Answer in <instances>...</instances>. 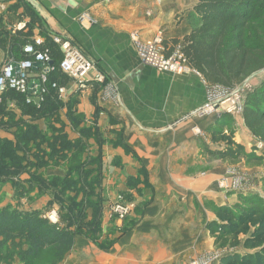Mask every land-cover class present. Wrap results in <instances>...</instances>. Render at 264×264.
Listing matches in <instances>:
<instances>
[{"label": "crops", "instance_id": "0c3cea01", "mask_svg": "<svg viewBox=\"0 0 264 264\" xmlns=\"http://www.w3.org/2000/svg\"><path fill=\"white\" fill-rule=\"evenodd\" d=\"M194 5L195 0H0V66L13 59L12 38L67 36L94 58L101 72L110 74L122 97L117 103L110 97L92 96L88 88L99 85L93 82V71L84 91L58 68L53 71L59 80L63 77L57 84L65 93L57 97L62 105L52 124L56 128L66 124L63 131L71 139L79 136V127L108 137L101 143L109 168L108 196L114 201L122 192L134 206L125 234L108 252L78 239L74 243L78 255L71 257L70 251L62 264H194L213 250L209 225L219 222L215 210L238 201L237 195L226 196L215 183L228 161L214 156L223 145L212 132L227 131L220 125L225 116L190 115L204 98L203 76L189 69L180 76L152 77L148 68H153L141 64L130 39L135 30L142 41L159 31L163 41L182 40L191 29ZM82 12L96 20L93 37L77 21ZM22 24L24 28L19 27ZM18 54L22 56L21 51ZM39 71L31 68L28 77H38ZM70 101L71 115L67 114ZM6 104L16 108L14 101ZM69 116L81 120L74 128L77 132L68 129ZM3 136L10 137L0 128ZM234 140L246 142L238 134ZM88 142L97 152L98 143ZM112 159L122 163L123 172L112 165ZM221 257L207 264H218Z\"/></svg>", "mask_w": 264, "mask_h": 264}, {"label": "trees", "instance_id": "16d2710c", "mask_svg": "<svg viewBox=\"0 0 264 264\" xmlns=\"http://www.w3.org/2000/svg\"><path fill=\"white\" fill-rule=\"evenodd\" d=\"M192 15L194 20L191 29L182 40L163 41L166 56L170 55L179 44L180 52L189 69L201 74L208 84L229 88L241 84L247 77L264 69V0H195ZM22 36L24 37V34ZM43 39L50 51L52 69L47 74V83L40 95L41 101L39 105H35L29 101L30 95L27 92L4 91L0 95V128L12 122L14 125L19 119L11 120L13 113L9 111L6 104V101H13L6 97L7 94L15 93L12 97L16 98L14 102L20 107L22 114H28L29 119L32 118L30 115L33 116L36 113L50 117L47 121L50 124L49 137L53 136L61 140L66 133L62 127L56 128L52 124L57 121L56 113L53 112L58 113L62 104L55 90L51 88V83L54 82L51 75L56 68L59 69L62 53L59 46L52 41L51 36L47 35ZM28 41L31 40L22 39L21 35L11 39L12 60L22 61L31 58L30 55L23 53V46ZM20 51L22 56L18 54ZM26 75L30 79L28 73ZM72 106L73 102L67 103L69 115L73 113ZM224 116L227 124L231 117ZM3 117L10 124H7ZM21 117L22 120H19L16 125L19 127L13 126V138L0 137V178L8 175L17 176L20 168L27 167V164H23V160L27 158V154L24 153L29 152L32 144L35 143L33 139L36 136H45L46 130L43 132L35 121L26 122L27 118ZM69 117L72 127L78 128L77 118ZM242 120L251 135L264 143V80L245 95ZM22 121L26 122L23 128ZM11 128L12 126H9L6 130ZM79 128V132L92 133L90 128ZM75 140L70 139L68 143L66 138L65 141L72 146L81 139L75 138ZM80 142L84 143L83 140ZM252 149L253 151L248 152L243 145L234 144L223 151L214 153V156L230 163H236L243 158L248 164L264 166V150L259 151L255 146ZM55 150L59 153L63 151L62 147ZM59 157L65 161L57 164L69 168L68 179L74 184L77 182V172L84 171L85 159L79 158L78 154L68 155L66 152L61 153ZM73 159H76L74 163H72ZM40 161L41 165L38 162L33 165H51L47 160L40 159ZM23 189V186L17 189L21 191L18 196L23 195ZM237 199L238 201L232 206H221L215 210L219 222L210 223L209 231L215 237V242L225 241L234 246L238 243V235L252 225V233L244 239L242 244L244 248L253 251L222 256L218 264H264V198L256 193H247L237 194ZM75 232L69 225L51 223L40 210H24L5 205L0 208V260L13 259L17 256L21 264H33V260L42 251L50 250L52 260L42 264H59L72 250Z\"/></svg>", "mask_w": 264, "mask_h": 264}, {"label": "rangeland", "instance_id": "374dc122", "mask_svg": "<svg viewBox=\"0 0 264 264\" xmlns=\"http://www.w3.org/2000/svg\"><path fill=\"white\" fill-rule=\"evenodd\" d=\"M84 18V19H81ZM87 17V18H86ZM86 18V19H85ZM77 21L79 25H83V28L86 32L93 37L94 33L92 29L94 28L93 25L96 22L93 15L89 12H82L78 15ZM96 31V29H95ZM98 34V32L96 31ZM135 34L138 39L140 40L138 33L135 30H132L130 33L131 36ZM153 36V35H152ZM159 36L162 39V32L159 31L155 33L152 39L142 42H149L152 41L155 37ZM76 45L80 48V50L87 55L90 59L95 62L94 58L88 54L85 49L75 42ZM162 46H163V39H162ZM164 48V47H163ZM179 48V44L175 47L174 51ZM135 49V48H134ZM164 53V50H163ZM143 65V63H141ZM51 65H44L42 68L46 69ZM145 66V64H144ZM148 66V65H147ZM151 67V66H150ZM147 68V67H146ZM153 68V67H152ZM148 71L152 74V77L158 76L160 74H164L165 77H174L180 76L185 73L190 72L191 70L187 69L184 72H173L168 70H157L155 68L150 69ZM55 73V72H54ZM52 74L51 78L54 83L57 84L60 78L57 74ZM103 73V72H102ZM104 74V81L102 83H98L99 85L90 86L88 89L91 90L92 96H100V100L102 98L110 97L117 103L122 100L120 90L118 88L117 82L112 79L110 74ZM69 78V77H65ZM264 80V69L259 71L258 73L247 77L239 86L242 87L243 92L236 98L237 100V107L241 109L240 112L229 113L224 109L222 111L217 110H210L206 113H200L202 108L207 105L210 98L214 96V89L212 87L218 85H211L208 83H204V98L202 102L197 103V107L192 110L190 113L191 116L202 117L205 115L210 114H217L218 117H222L224 115H230L231 120L230 122L226 123V120L221 121L220 118V125L227 126L226 132L218 131L214 128L213 136H218L220 142H222V149L221 151L225 150V148L229 147L230 145L233 146L235 143L234 136L243 137L246 141L243 144V147L248 152L253 151L254 144L257 139H255L251 133L246 129L243 124L242 120V107H243V100L245 95L248 92H251L261 81ZM66 81V80H64ZM62 82V81H61ZM81 89L86 90L84 87ZM217 89V88H216ZM103 93V94H101ZM15 93L7 94L8 99H12L13 101L16 98L12 97ZM98 99V98H97ZM39 105V104H38ZM223 107L227 108L229 111V107H227V102L223 105ZM9 111L13 113V120H17L16 124L13 125V122L8 126H4V131L9 127L12 126L10 130H6L5 132L11 138L14 137L12 130L14 129L13 126L18 125V121L22 120L21 116L27 118L28 122L35 121L36 124L41 126H45V136L38 135L33 140L35 143L32 144L31 149L29 152L24 153L27 154V158L23 160V164H27V167L21 169L17 172V176L15 175H8L4 178H0V208L9 205L12 207H17L18 209L30 210V209H37L40 210L42 215L51 223H59L62 225H69L71 229L75 232L74 234V243L77 242L78 239L87 240L91 244L96 245L99 247L102 252H108V250L125 234V229L128 226V222L130 221L131 212L133 210V204L129 201L128 197L125 196L124 193L120 192L117 194L116 200H110L109 198V190L107 186V180L109 175V168L105 166V155L101 151L102 142L104 140L108 141L109 138H105L103 136H98L96 134L88 132H79L78 138L79 140H83L84 143L77 141L76 145H70L68 143L71 138L66 134L61 140L57 138H53V136L49 137L50 134L48 133L50 129V124L47 122L50 117L41 116L40 113H36L35 115H30L32 118H28V114H22V110L20 107L16 105V108H8ZM13 110H16L14 113ZM18 111V112H17ZM71 111L73 112V106L71 107ZM94 112H98L97 108ZM196 112L198 114H196ZM53 113H57L54 111ZM6 113H4L5 115ZM80 117V116H78ZM69 118V123L72 126L71 119ZM219 120V119H218ZM26 122L22 121L21 125L22 128L26 126ZM77 126L80 125L81 120H76ZM66 124L62 126V129L65 130ZM68 129L73 132L77 129L70 128ZM73 131H72V130ZM197 131L198 134L201 133L199 128H193ZM92 131V130H91ZM29 137V136H27ZM26 137V138H27ZM72 137V136H71ZM67 138V141H65ZM65 139V140H64ZM76 141L75 138L72 141ZM90 140H94L98 143V150L94 152L90 150L89 142ZM22 141V140H21ZM65 141V143H64ZM21 143V142H20ZM37 144V145H36ZM51 144V146H49ZM58 147H62L63 151L58 152L55 150ZM69 154H78L79 158H84V171H78L77 182L74 184L68 179V173H70L69 168L59 166L57 163H64L65 159L59 157L61 153ZM20 153L22 154L21 150ZM26 157V156H25ZM40 159L47 160L48 163L51 165L49 166H35L34 163H39L41 165ZM51 159V160H50ZM76 159H73L72 163H74ZM112 165L117 166L119 172L124 171V166L122 163L116 159H112ZM38 164V165H39ZM56 164V166L54 165ZM71 177V176H70ZM264 166L256 165V164H248L245 162L243 158L238 160L236 163L227 162L226 167L223 171V174L215 180L216 187L220 189L221 180H225V184L231 185L233 182L241 183V188L243 189L239 194H247V193H256L262 195L264 198ZM106 182V183H105ZM20 186H23L24 189L23 195H20L19 190H17ZM26 189V190H25ZM16 192V193H15ZM228 195H237L235 193H226ZM237 199V198H235ZM126 207L129 206V210L121 215L119 212L115 211L116 207ZM253 231L252 225H249L247 230L242 234L238 235V243L234 246L230 245L229 242L221 241V242H213V250L211 252H207L208 254L204 257H200L198 260L199 262H203V258H211V256H225L232 253H243L240 252V249H246L243 247L244 239L249 236ZM228 240V238H225ZM74 247V246H73ZM71 250L72 256L78 255V249L75 246ZM251 250V249H246ZM252 251V250H251ZM52 260V253L50 250H44L40 253L33 260V264H42V263H49ZM62 262V261H61ZM59 264H62V263ZM0 264H21L18 257L14 256L13 259H1ZM207 264V263H206Z\"/></svg>", "mask_w": 264, "mask_h": 264}, {"label": "built area", "instance_id": "2783aa9c", "mask_svg": "<svg viewBox=\"0 0 264 264\" xmlns=\"http://www.w3.org/2000/svg\"><path fill=\"white\" fill-rule=\"evenodd\" d=\"M81 19L84 18L81 17ZM19 27L24 28L25 24L19 25ZM52 41L59 46L62 53V59L59 62V70L75 81L77 87L81 88L86 86L87 77L91 71L94 72L92 78L93 82L102 83L104 81V74L98 69L96 63L85 55L71 38L62 35H53ZM131 41L140 62L145 65L151 66L157 70H168L177 73L189 69L179 48L168 56L163 53L164 48L162 46V39L159 36L155 37L152 41L142 42L135 34H133L131 36ZM23 53L25 55H30L31 58L17 61L20 68V77H15L11 74L12 68L10 64L13 60H8L0 66V95L6 90L26 93L28 89L27 83L29 81L26 75L27 71L31 69L34 62H42L46 65L50 61V51L45 46L44 39L40 36L34 37L30 42L24 44ZM51 69V66H49L46 69L41 68L39 71L38 78L41 82V92L45 89L44 85L47 83V74ZM51 87L55 89L57 97L62 98L65 93L64 87L59 86L54 82L51 83ZM212 88L214 89V96H212L207 105L199 111V114L206 113L210 110H217L219 112L222 111L221 109H224L229 113L241 111L239 106L237 107L236 100V98L243 92L241 86L236 85L229 88L218 85ZM225 102H227V107H229L230 111L226 107H223ZM196 114L198 113L196 112ZM254 145L257 150H264V143L256 141ZM224 182L225 180H221L220 183V190L224 193L230 192L239 194L243 190L241 188V183L235 181L229 186ZM128 210L129 206H118L115 211L123 215ZM216 257L217 256H211V258L207 257L206 259L203 258L205 261H197L194 262V264H206Z\"/></svg>", "mask_w": 264, "mask_h": 264}, {"label": "water", "instance_id": "95a60500", "mask_svg": "<svg viewBox=\"0 0 264 264\" xmlns=\"http://www.w3.org/2000/svg\"><path fill=\"white\" fill-rule=\"evenodd\" d=\"M52 62L49 61L48 65H51ZM11 74L15 77H20V68L17 61L11 62ZM44 66L42 62H34L32 65L33 70L41 69ZM27 94L30 95L29 101H32L34 104L38 105L41 101V82L38 77L29 79L27 83Z\"/></svg>", "mask_w": 264, "mask_h": 264}]
</instances>
